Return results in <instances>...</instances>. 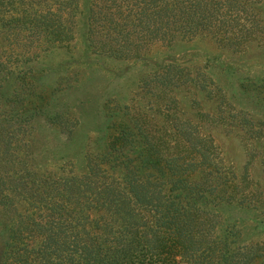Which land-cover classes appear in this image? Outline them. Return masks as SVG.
I'll return each mask as SVG.
<instances>
[{"label":"rangeland","instance_id":"374dc122","mask_svg":"<svg viewBox=\"0 0 264 264\" xmlns=\"http://www.w3.org/2000/svg\"><path fill=\"white\" fill-rule=\"evenodd\" d=\"M199 1L197 36L155 43L138 58L92 49L82 25L68 47L15 56L0 82V175L24 171L39 184L106 162L107 183L118 187L114 173L128 161L114 149L125 130L161 155V170L146 172L150 189L218 191L208 195V221L235 250L264 247V0ZM194 137L208 147L200 157ZM8 220L0 207V254Z\"/></svg>","mask_w":264,"mask_h":264},{"label":"trees","instance_id":"16d2710c","mask_svg":"<svg viewBox=\"0 0 264 264\" xmlns=\"http://www.w3.org/2000/svg\"><path fill=\"white\" fill-rule=\"evenodd\" d=\"M202 13L199 0H0V82L13 75L15 56L30 61L34 49L70 46L78 25L92 49L138 58L155 43L197 36ZM131 136L121 131L115 145L128 161L114 173L118 187L107 183L106 162L39 184L24 171L0 175V207L9 218L0 264H264V247L235 250L230 233L208 221V195L217 199L218 191L150 189L146 172L161 170V155ZM190 140L194 157L208 152L199 137Z\"/></svg>","mask_w":264,"mask_h":264}]
</instances>
